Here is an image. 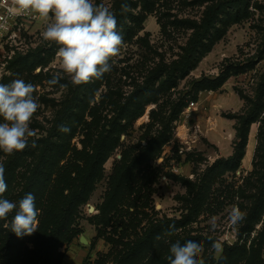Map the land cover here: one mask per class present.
<instances>
[{
  "label": "rangeland",
  "instance_id": "1",
  "mask_svg": "<svg viewBox=\"0 0 264 264\" xmlns=\"http://www.w3.org/2000/svg\"><path fill=\"white\" fill-rule=\"evenodd\" d=\"M130 1L136 22L130 23L129 31L120 33L123 45L119 55L110 61L111 71L100 79H93L88 89L81 93L83 101L80 102L82 106L78 113L83 115V122L78 125L74 138L69 141L67 136L64 137L68 141V148L64 152L65 157L59 160L58 168L62 170L66 166L71 167L73 178L78 176L77 169L84 166L76 154H92L96 140L107 132L113 133L114 124L120 119L118 107L144 88L154 68L180 59L193 35L190 23H200L209 5V0ZM94 2L115 13L114 0ZM48 22L40 18L33 27L23 31L13 41L5 40L0 49V83L8 84L15 79H22L33 84V95L39 105L30 124L36 135L28 141L29 148L35 141V155H22L20 151L8 155L0 151V164L4 168L11 162L16 165L8 194V200L15 203L26 178L39 161L44 143H58L62 140L51 136L56 117L69 96L71 81L60 68L56 56L59 45L42 37ZM220 27L222 37L211 51L201 57L188 75L179 77L174 88H163L160 100L145 107L141 117L130 123L119 145L109 154L88 203L79 209L73 224L76 236L58 250L61 264H95L109 253L111 245L105 239L109 228L101 229L96 216L109 190V178L114 166L126 151L134 150L137 154L146 146L148 140L143 138L148 134L146 131L151 122L150 113L155 111L168 117L175 104H179L181 112L178 120L173 123L172 140L157 160L159 163H154L155 167L160 168V178L153 186L155 192L152 195V207L147 214L150 221H186L173 230V235L164 237L161 242L171 247V244L184 239L201 237L205 239L204 244L199 242L202 246V260H209L212 256L218 259L225 245L246 244L249 250L255 244L261 248L264 258V244L260 241L264 239L260 235L264 230V207L251 232L244 226L250 207L247 196L254 194L255 188L252 185L259 184L256 182L259 174L254 172L259 123L251 127L240 168L237 171H222L215 182L203 183L205 187L209 186V190L205 188L208 196L197 205L192 202L193 195L184 182L169 176L172 174L198 183L216 161L232 154L236 140V121L229 118V115L244 113L249 107V99L255 98L257 86L264 79V0H248L238 13L231 10L229 15L223 17ZM23 60L43 63L32 70L31 66H27L26 71L19 72L17 66ZM242 68L244 72L240 70ZM222 75L225 80L217 91L198 92L194 87L199 80L215 79ZM156 86L160 88L159 83ZM192 102L196 103V109H189ZM0 122H3L2 119ZM156 127L152 128L151 133H154ZM72 168L77 171L73 172ZM52 180L51 185L54 183ZM63 187L66 189L59 193L60 196L67 195L71 189L65 185ZM233 205H237L245 214L244 219L236 225L228 220ZM90 206L94 207L93 212H90ZM213 218L217 224L215 229L212 228ZM0 224L6 226L7 221L0 220ZM146 224L147 220L143 225ZM81 236L88 239V245L80 243ZM214 244L216 247H213ZM28 247L32 248V245ZM168 255L169 252H166L165 256Z\"/></svg>",
  "mask_w": 264,
  "mask_h": 264
},
{
  "label": "trees",
  "instance_id": "2",
  "mask_svg": "<svg viewBox=\"0 0 264 264\" xmlns=\"http://www.w3.org/2000/svg\"><path fill=\"white\" fill-rule=\"evenodd\" d=\"M208 2L209 5L201 22H192L189 25L193 29V35L180 59L171 64L162 63L154 68L144 88L140 89L139 93L130 96L122 106L118 107L120 118L118 121L126 123H115L113 135L107 132L98 141L96 140L92 154L87 152L76 154L80 156L84 166L77 169L79 171L72 168V171H77L78 174L75 178L71 176V167L66 166L59 170L58 164L59 160L65 157L64 152L68 148V141L64 137L67 136V139L71 141L76 134L78 125L83 122V115L78 113V110L82 106L80 102L83 101L81 93L88 89L90 82L78 86L70 83L69 96L56 117L51 136L62 140L58 143H44L38 163L26 178L23 190L17 195V204L27 193H32L35 196L36 208L39 210L38 229L30 236L17 237L8 226L15 215L14 210L6 220L7 225L0 224V264H61L58 250L69 244L76 236L77 231L73 228V224L79 214V209L88 203L101 174L102 166L107 161L109 154L119 145L122 135L127 133L130 123L141 117L146 106L156 104L160 100L163 88H174L179 77H185L190 73L201 57L210 52L221 39L222 28L220 25L223 22V17L229 15L231 10L238 13L248 0H209ZM123 4L128 5L127 11L122 9ZM130 4V0H114V15L117 19L119 33L129 31L130 23L136 20ZM42 63L37 60H33L31 63L23 60L17 68L21 72L26 71L27 66H31L32 70ZM240 70L245 71L244 68ZM224 80L223 75L215 79L206 78L197 81L194 87L198 92L217 91ZM156 83H159L160 88L156 86ZM241 97L243 96L241 95ZM244 99L248 100L246 97ZM248 102L249 107L243 114L229 115V118L236 121V140L233 152L229 157L216 161L198 183L175 177L172 174L169 176L184 182L187 190L193 195L192 202L197 205L200 200L206 199L208 196L206 189L209 190V186L205 187L203 183L215 182L216 177L221 175L222 171H237L240 168L246 154L251 127L259 123L258 149L254 164V172L256 175L259 174V177L256 178V182L259 184L252 185L255 188L254 194L247 196L250 207L244 225L245 229L251 232L264 207V116L262 117L264 79L257 86L255 98L249 99ZM178 106L179 104H175L168 117L152 111L150 113L151 122L147 125L148 132L146 131V133L148 134L143 138V140H148L146 146L137 154L134 150L126 151L114 166L109 178V190L100 207L99 214L96 216L97 224L101 225V229L109 228V231H106L105 239L111 245V250L106 256L98 259L95 264H109L110 259L111 264H170L168 259L171 255L168 251L170 247L161 241L164 237L169 236L170 225H174L173 230H175L186 220L159 221L151 219L150 221L147 211L152 207V195L155 192L153 186L160 178V168L159 166L155 167L154 163L162 156L165 146L173 138V123L178 120L181 112L180 106ZM62 126L67 127L69 131L62 132L60 130ZM155 127L154 133H151L152 128ZM20 152L22 155H35L36 151L35 147H28ZM59 153L63 155L59 156ZM15 166L11 162L5 167L4 175L8 188L0 198L8 199ZM52 179H54V183L51 185ZM64 185L71 189L67 195L60 196L59 193L66 189L63 187ZM242 194L243 197L244 193L242 192ZM145 220H147V224L143 225ZM260 235L264 237V230ZM188 240L203 242L202 244L205 242V239L201 237H191L180 243L183 244ZM260 241L261 244H264V239ZM29 244L32 245V248L28 247ZM166 252H169L167 257L165 256ZM203 262L204 264H264V258L261 248L255 244L249 250L246 248V244H234L233 246L225 245L218 259L212 256Z\"/></svg>",
  "mask_w": 264,
  "mask_h": 264
},
{
  "label": "clouds",
  "instance_id": "3",
  "mask_svg": "<svg viewBox=\"0 0 264 264\" xmlns=\"http://www.w3.org/2000/svg\"><path fill=\"white\" fill-rule=\"evenodd\" d=\"M12 7L16 13L28 12L49 21L42 37L59 45L56 56L60 68L73 85L87 84L111 71L110 61L119 55L123 37L117 31L116 16L107 7L98 6L94 0H12ZM122 9L127 11L128 5L123 4ZM34 91V85L22 79L0 83V119L3 121L0 122V151L5 154L23 151L28 147L29 138L36 135L30 127L39 107ZM60 130L69 131L64 126ZM31 146L36 147L35 141ZM4 174L5 168L0 164V197L8 188ZM14 210L15 215L8 225L11 232L23 237L37 231L39 210L32 193H27L18 204L0 198V220H7ZM244 215L233 205L228 220L236 225ZM216 227L213 218L212 228ZM174 228V225L169 226L168 235L174 234ZM201 252L202 246L196 240L176 242L171 244L168 259L170 264H204Z\"/></svg>",
  "mask_w": 264,
  "mask_h": 264
},
{
  "label": "built area",
  "instance_id": "4",
  "mask_svg": "<svg viewBox=\"0 0 264 264\" xmlns=\"http://www.w3.org/2000/svg\"><path fill=\"white\" fill-rule=\"evenodd\" d=\"M40 19L38 15L16 13L13 11L12 0H0V49L4 41H13L21 33L29 30ZM198 105V104H197ZM196 103H191L189 109H196Z\"/></svg>",
  "mask_w": 264,
  "mask_h": 264
},
{
  "label": "water",
  "instance_id": "5",
  "mask_svg": "<svg viewBox=\"0 0 264 264\" xmlns=\"http://www.w3.org/2000/svg\"><path fill=\"white\" fill-rule=\"evenodd\" d=\"M93 211H94V207L90 206V212H93ZM79 241L82 245H88L89 244L88 239L84 236H81Z\"/></svg>",
  "mask_w": 264,
  "mask_h": 264
},
{
  "label": "crops",
  "instance_id": "6",
  "mask_svg": "<svg viewBox=\"0 0 264 264\" xmlns=\"http://www.w3.org/2000/svg\"><path fill=\"white\" fill-rule=\"evenodd\" d=\"M73 246H71V248H72Z\"/></svg>",
  "mask_w": 264,
  "mask_h": 264
}]
</instances>
